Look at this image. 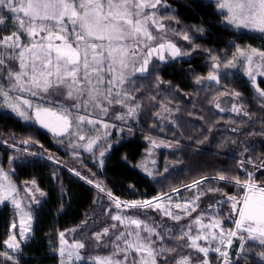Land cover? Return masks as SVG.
<instances>
[{
    "label": "trees",
    "instance_id": "obj_1",
    "mask_svg": "<svg viewBox=\"0 0 264 264\" xmlns=\"http://www.w3.org/2000/svg\"><path fill=\"white\" fill-rule=\"evenodd\" d=\"M216 4L214 0H162L159 11L165 31L182 54L166 62L153 60L146 75L134 77L133 102L141 104L137 120L124 125L120 133L116 129L103 143V148L109 142L113 145L101 170L92 163L102 147L86 154L73 137L54 136L0 109L2 165L12 170L17 186L35 181L44 193L33 207L31 232L20 247L17 262L2 264H60V233L74 231L75 240L94 244V235L113 225L116 200L130 205L176 194H199L206 212H216L225 226L234 228L233 221L227 219L232 209L224 193L239 196L243 189L211 178L224 172L243 179L254 171L256 182L264 186V167H254L264 162V97L242 68L251 49L264 51V34L227 24ZM198 28L204 29L203 34ZM183 34L190 35L192 42L184 40ZM237 48L244 50L243 56ZM185 51L189 54H183ZM229 61L232 64L225 67ZM210 73L219 82L208 79ZM262 81L264 77L256 78V84L264 89ZM231 101L238 104V113L220 108L221 102ZM156 138L176 149L156 150L155 155H149L156 163L146 165L149 141ZM246 160L252 163L242 166L241 161ZM203 177L209 179L202 185L186 187ZM210 188L221 191L210 192ZM140 208L129 213L141 214ZM13 221L14 211L5 204L0 208V251ZM171 227L176 233V226ZM159 232L165 237L169 231L159 228ZM170 239L165 238L169 246L185 242ZM240 243L234 240L229 264H262L255 249L246 247L241 253ZM182 251L199 255L192 249ZM108 252L86 247L83 253Z\"/></svg>",
    "mask_w": 264,
    "mask_h": 264
},
{
    "label": "snow or ice",
    "instance_id": "obj_2",
    "mask_svg": "<svg viewBox=\"0 0 264 264\" xmlns=\"http://www.w3.org/2000/svg\"><path fill=\"white\" fill-rule=\"evenodd\" d=\"M161 4L162 0H0V97L12 112L25 120L32 116L16 102H22L27 109L33 108V103L32 100L23 98L21 93L46 101L47 105L35 106L34 116L43 127L53 131L55 128L50 125L67 129L74 123L77 128L85 122L100 123L99 119L90 118L92 111L98 109L100 113L107 114L109 106L123 104L119 97L123 94L128 98L130 92L135 90L124 86L133 84L132 77L137 73L143 75L149 72V57L153 53H159L167 47L172 49L174 56L181 54V49L174 43H151L165 39L164 35L156 34L164 26L159 23L157 12L153 11ZM216 7L221 10L227 24L264 34V0H217ZM153 28L156 29L155 32ZM197 31L203 34L204 29L198 28ZM183 39L192 42V37L188 34H183ZM237 51L244 55V50L237 48ZM251 52L264 60V51L253 48ZM183 54L189 53L185 51ZM159 58L164 57L161 55ZM247 62L252 64V55L247 56ZM231 64L232 61H229L225 67ZM248 75L253 87L264 97V89L256 84V77L251 70ZM259 75L264 76V71ZM208 79L219 82L212 73ZM11 93L17 94L10 95ZM236 95L239 96L240 93L237 92ZM64 101L71 103L66 105ZM234 110L239 111L235 106ZM128 111L133 113L135 107H129ZM73 115L76 116L75 121L70 119ZM117 118L123 119V116ZM104 126L108 127L106 124ZM80 139L84 140L85 137L81 135ZM92 143L89 141V149ZM100 155L103 156L104 153L101 152ZM248 163L252 161H241L242 166ZM254 167L258 170L264 167V162ZM243 170L247 172L246 169ZM208 179L203 177L186 187L190 190ZM211 179L243 189V195L239 196L224 193L231 202L232 212L227 219L233 221L234 230L229 228L225 234L219 218L209 216L205 222L201 212L186 225L188 231H181L178 236L170 237L185 242L179 246H167L163 243L164 233L156 231L142 220L113 215L111 219L120 221L121 224L127 219L129 227L111 235L109 229L105 228L103 232L94 235L92 245L77 241L66 250L64 245L68 241L65 234L60 233V264H73V258L75 261H85L86 264H210V251L219 253L227 261L228 253L221 251L218 245L209 247L198 243L201 240L209 242V237L212 241L217 240L214 231L217 228L220 229L221 244L224 243L225 235L229 237V246L232 244L231 238H237L241 241V253H244L246 247L255 249L264 264V186L256 182L254 171L247 172L243 179L224 172L217 173ZM32 183L35 185V181ZM208 191L217 192L221 189L210 188ZM13 192L14 188L5 189L0 185V204L11 196V202L19 209L20 204L12 195ZM41 195L44 193L41 192ZM108 195L111 197L112 194ZM199 199L198 194L194 199L186 201L183 207L179 203L175 207L191 216L199 207L196 204ZM129 206L146 208L153 205L151 201L145 200L133 201ZM116 207H121L118 200ZM154 207L160 209L161 205L156 203ZM164 214L177 221L182 218L170 211H165ZM25 215L31 219L30 213ZM21 224L19 235L26 239L24 232L28 229L23 227V220ZM132 225L135 229L130 227ZM193 225L198 226L195 232ZM11 227L16 229V224L13 223ZM111 227L116 229L117 225L113 224ZM167 231L170 232L171 229ZM153 237L158 238L161 243L157 244ZM4 243L13 251L20 248L15 232ZM86 247L106 248L109 252L105 255H90L79 251ZM182 249H192L197 254H203L204 258L200 259L199 255L193 256L191 252H184ZM133 252L136 255H132ZM0 256L15 261L14 255L7 251H0Z\"/></svg>",
    "mask_w": 264,
    "mask_h": 264
},
{
    "label": "rangeland",
    "instance_id": "obj_3",
    "mask_svg": "<svg viewBox=\"0 0 264 264\" xmlns=\"http://www.w3.org/2000/svg\"><path fill=\"white\" fill-rule=\"evenodd\" d=\"M217 2V0H214ZM160 10V5L157 6V9H154L153 11L157 12V16L160 18L159 23L162 24L164 26V17H162V12L159 11ZM221 11V10H220ZM9 30H11V24L9 26ZM153 31L155 32L156 29L153 28ZM158 36L159 35H164L165 39L163 41H152L151 43L156 44V43H160V42H171L170 40V34L166 33L165 31V26L163 27V29L159 32L156 33ZM176 45V44H175ZM177 46V45H176ZM179 49H181L179 46H177ZM259 51V50H258ZM181 54H182V49H181ZM180 54V55H181ZM163 56V59H160V56ZM180 55L174 56L172 54V49L170 48H165L163 50H161L159 53H153L152 56L149 57L150 63L148 65V67L150 66V64L153 62V60H157L160 62H166L168 60L174 59L179 57ZM252 55V64H249L247 62V58L243 63L242 68L244 67V73L246 75H248L249 70L252 71V74L256 77V78H261L264 76L259 75V73L261 71H264V60L261 59V57L258 54H251ZM147 73L143 74L146 75ZM136 76H142L141 74L137 73ZM249 76V75H248ZM135 77V76H134ZM134 77H132V79H134ZM215 81V80H212ZM132 85V84H131ZM131 85L126 84L124 87L125 88H131ZM117 91H119V89H117ZM23 96V98L25 99H30L32 100L33 103V108L31 109H27L26 106H24L22 104V102H16L19 103L21 108H24L31 116V119L25 120L23 117L17 115L16 113L12 112L10 108L7 107V105L4 103L3 98L0 97V109L4 110L14 116H16L17 118L21 119L22 121L26 122V123H32L35 124L38 128H40L43 131H46L54 136H71L73 137V142L74 144L77 145L78 148H80L84 153L88 154L93 152L96 148L102 147L103 143H105V141H109L110 140V136L111 134L117 129V132L120 133L121 132V128H124V125L127 124H131L133 122H136L137 120V115L139 113V107H140V103H134L133 102V94L132 92H130V96L128 98H125L123 96V94L119 97V99H121L123 101V104H114L109 106V110L107 112V114L104 113H100L98 109L93 110L91 117L92 119H99L100 123H95V124H88L87 122L83 123L82 125H80L79 128L76 127L75 123L67 128V129H62L59 126L56 125H50L51 127L55 128V130H50L49 128H45L43 127L39 122H37L35 120V116H34V109L35 106L37 104H44L47 105V102L44 100H40L37 98H33L31 97L29 94L27 93H21ZM10 95H16L14 93H11ZM64 103L70 104L71 101H64ZM226 103V102H225ZM136 105H139V107H136ZM234 106L237 109H240L238 104L236 103V101H231L228 104H224V102L220 103V108L223 110H226L228 112H232V113H238L239 111L234 110ZM129 107H135V111L133 113H129L128 109ZM75 112V110H73ZM83 112V110H81V113ZM118 116H123V119H118ZM162 118L166 119V121H169V119L165 116H162ZM71 120L75 121L76 116L73 115L70 117ZM108 125V127H105L104 125ZM120 127V128H117ZM83 135L85 137L84 140L80 139V136ZM89 141H92V145L91 148H88V144ZM113 143H108L106 148H101V152L104 153L103 156L99 155V157L97 159H95L93 161V165H95L99 170H101L104 166V160L106 155L108 154L110 148L112 147ZM175 145V144H174ZM176 149L175 146H169L167 145V141L165 140H161L160 138H156L154 139L152 142L149 141V147L147 149V153L148 156L146 157V165L149 164L151 166V164L156 163V160L153 156H149L151 154L155 155V151L158 149ZM5 176L7 177V179H5ZM0 185H3L5 189H9V188H14L15 192L12 193V195L15 196L17 202L20 204V208L17 209L15 207V205L11 202V196L9 197V200L5 201L3 204H0V208H2L5 204H9L13 211H14V221L13 223L16 224V229H13L11 227L10 232H9V236L12 235L14 232L16 233V239L21 245L27 240V238L30 235L31 232V228L33 225V207L37 206L42 198L43 195H41V192L38 190H36V186L34 184H25L23 185V187L17 186V184L14 182L13 180V172L10 169L4 168V166L2 165V162L0 161ZM25 189H28L30 191H25ZM194 197H190L187 195H180V194H176V195H172V196H168L166 198H162V199H158V200H153L151 207H141V214H137V213H129L130 209H134L133 207H130L129 205H125L123 204L121 201V207L117 208L116 207V201H115V212L113 215H119L121 217H133V218H137L142 220L144 223L148 224L150 227H154L156 229V231L159 232V228H163L164 231H167L168 229H171L170 232H167V234L164 237L163 243L167 246L168 243L165 240V238L170 239V237H174L176 235H179L181 231H188L186 225H188L191 220L192 217L197 216L198 213H203L204 217H205V222H207V218L209 216H215L217 218L218 215L216 212H209V211H205L206 210V203L205 205H201L199 203V200H196V204L199 205V207L197 208V210L195 212H192L191 216L186 215L183 211H181V209H177L175 207V204L179 203L181 204V206L183 207V205L185 204L186 201L192 200L194 199ZM37 201H39V203H37ZM156 203H159L161 205L160 209H156L154 207V205ZM209 207V206H208ZM239 207V205H238ZM165 211H170L171 213H173V215H180L182 218L177 221L175 219L170 218L168 215H165ZM25 213H30L31 214V219L29 220L28 217L25 215ZM221 221V225L224 227L225 229V234L227 233V230L230 227H227L224 225V223L222 222V219L219 218ZM23 220V227L28 229L27 231L24 232V236L27 237L26 239L21 238V236L19 235V229L21 228L22 224L21 221ZM115 224L117 225L116 229H113L112 227L108 228L109 229V234H112L116 231H123L126 228L129 227L128 225V221L127 219L124 220V223L121 224L120 221H116V220H112ZM171 225L176 226V233L175 231H173ZM132 229H135V226L132 225L130 226ZM198 228L197 225H193V231L195 232V230ZM234 230V228H231ZM215 234L217 235V240L212 241L211 237H209V242H206L204 240L198 241L199 244L203 245V246H209V247H215V246H219L221 248V251H225L228 253V259L227 261H225V259L223 257H221L219 255V253L216 252H209V259H210V264H229L231 258H230V254H231V250L232 247L234 245V240L236 238H231L232 239V244L229 246L228 245V239L229 237H227V235H225V239H224V243L221 244L220 240H219V235H220V229L217 228L214 230ZM172 232V233H171ZM65 234V239L68 241V244L64 245L65 249L67 250L69 245L77 242L78 240L74 239V231L72 232H67L64 233ZM8 236V237H9ZM8 239V238H7ZM153 239L157 240V244L161 243L159 241L158 238L153 237ZM171 240V239H170ZM81 242V241H79ZM59 247H61V242L59 243L58 249ZM19 250L13 251L12 249H8L7 246L5 245L4 250L3 251H7L10 252L14 255L15 257V261H10V262H17V257H18V253ZM81 251V253H83L85 251V249H81L79 250ZM58 256H59V252L57 251ZM108 254V253H106ZM97 255V254H94ZM98 255H105V254H98ZM132 255H136L135 252L132 253ZM202 256L203 259V254H199ZM59 259L61 260L60 256ZM5 261H9L6 260L4 257L0 256V264L4 263ZM66 264H68V262H66ZM73 264H86L85 261H75L73 258Z\"/></svg>",
    "mask_w": 264,
    "mask_h": 264
}]
</instances>
